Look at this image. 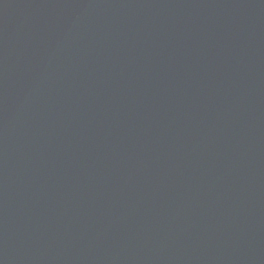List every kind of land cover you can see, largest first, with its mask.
<instances>
[{"label": "water", "instance_id": "95a60500", "mask_svg": "<svg viewBox=\"0 0 264 264\" xmlns=\"http://www.w3.org/2000/svg\"><path fill=\"white\" fill-rule=\"evenodd\" d=\"M0 264H264V0H0Z\"/></svg>", "mask_w": 264, "mask_h": 264}]
</instances>
